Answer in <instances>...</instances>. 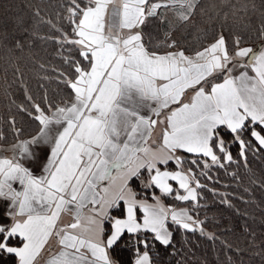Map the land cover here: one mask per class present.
<instances>
[{
  "label": "snow or ice",
  "instance_id": "1",
  "mask_svg": "<svg viewBox=\"0 0 264 264\" xmlns=\"http://www.w3.org/2000/svg\"><path fill=\"white\" fill-rule=\"evenodd\" d=\"M196 7L197 0L61 4L71 31L57 29L61 35L50 39L71 45L68 51L79 57L64 58L72 76L63 82L72 96L65 106L48 104L51 115L33 103L36 114H28L41 125L39 135L13 146L19 148V158H0V264H36L53 236L60 250L47 264H153L155 243L164 248L172 243L169 221L171 227L204 232V221L192 215L201 207L198 189L204 185L198 177L207 176L213 166L223 168L222 160L233 161L221 130L231 133L241 156L252 143L242 138L245 132L264 149V48L240 47L237 38L230 54L225 36L219 34L186 55L175 40L156 45L169 49L165 52L150 47V39L145 41L142 26L149 18L163 22L164 10H176L187 22ZM16 23L27 32L22 19ZM260 34L264 36V23ZM22 46L17 39L15 48ZM238 68L243 71L233 75ZM217 79L220 82H213ZM189 90L193 95L183 102ZM158 123L165 127L162 144L154 150L147 142ZM52 126L59 129L54 138L49 135ZM50 141V153L36 176L20 158L36 159L30 145ZM170 163L177 170L157 167ZM141 169L148 173L146 182L142 179L144 189L154 187L164 197L192 202L191 208L166 206L155 194V203L138 200L128 182L141 178ZM104 181L108 185L101 187ZM118 181V190L112 191ZM121 201L124 218L111 216L109 210L118 209ZM89 204L93 215L85 225L82 210ZM68 212L75 222L57 228L62 213ZM106 222L111 230L105 238ZM125 233L135 237L134 256L128 262L110 254L129 248L128 242L121 244Z\"/></svg>",
  "mask_w": 264,
  "mask_h": 264
},
{
  "label": "trees",
  "instance_id": "2",
  "mask_svg": "<svg viewBox=\"0 0 264 264\" xmlns=\"http://www.w3.org/2000/svg\"><path fill=\"white\" fill-rule=\"evenodd\" d=\"M65 2L0 0L1 146L30 139L39 131L41 125L28 114H36L33 103L40 104L49 115L48 104L64 106L70 102L72 92L63 81L71 78L72 68L64 58L79 57L74 51H68L71 45L61 46L55 39H50L61 35L57 29L71 31L64 19L66 13L61 8ZM37 10L39 16L35 15ZM172 12L169 21L165 19L160 23L159 18H149L142 26L145 41L150 39L149 46L157 51H168L166 47L156 48V45L175 40L178 49L192 55L214 42L219 34L225 36L229 51L234 50L233 41L237 38L241 41L240 47L264 48V36L260 34L261 23H264V0H197V7L187 22L178 18L176 10ZM18 19L24 21L23 28L27 32L17 25ZM17 39L22 42L21 48H15ZM221 134L228 142L233 161L222 160L223 168L213 166L207 170V176L198 177L204 185L198 189L201 207L192 215L204 221V232L171 227L169 221L173 231L172 243L168 248L155 243L150 253L153 264H264V149L249 132H245L242 138L252 143L241 156L239 144L231 143V133L222 129ZM188 166L184 165L185 168ZM160 168L177 170L173 163ZM146 177L145 172V180ZM138 180L134 178L130 182L138 196L151 199L153 194L160 193L154 187L140 188ZM170 183L178 188L174 181ZM160 196L166 206L191 208L192 202L176 201L174 196ZM122 212L120 203L110 215L123 218ZM104 227L108 229L107 236L111 230L110 222ZM125 242L129 243L127 250L110 254L128 262L134 256L135 237L125 233L121 244Z\"/></svg>",
  "mask_w": 264,
  "mask_h": 264
},
{
  "label": "crops",
  "instance_id": "3",
  "mask_svg": "<svg viewBox=\"0 0 264 264\" xmlns=\"http://www.w3.org/2000/svg\"><path fill=\"white\" fill-rule=\"evenodd\" d=\"M110 12H111V9H110ZM240 71H243V69H239V68L238 69H234L233 75H239ZM213 82H220V81H219V79H217V80H215ZM192 95H193V92L191 90L186 92L185 96L183 97V102H189ZM173 107H176V105H173ZM165 111H167V110H165ZM50 115H51V113H50ZM153 118H155V117H153ZM159 119H161V120L164 119V116L162 115ZM157 125L160 126V130L158 131L155 128L153 130V132H152L151 137L148 139V142H147L148 146L151 147L154 150L159 148L161 146V144H162V131H163L164 127H165V125L161 124V123H158ZM40 129H41V126H40ZM40 129L33 137H36V136L39 135ZM58 130L59 129L56 126H52V128L49 130V135L54 138L55 135H56V132ZM32 138L27 139V140H19V141L13 143V144L6 145V146H1L0 145V158H3V157H7V158H10V159H12L14 157L19 158V148L18 147H13V146L14 145H19V143L21 141H28V140H31ZM51 146H52L51 145V141L48 144L40 143V144H37V145H30V150L33 152L34 156L37 157V158L36 159H31V158H28V157L20 158V163H22L25 167H28L33 172L34 175H36V176L41 175L42 165H43V163L45 162L46 158L48 157V155L50 153ZM180 152H182V151H180ZM160 166H164V165H160V164L157 165V167H160ZM145 172L147 173V171L145 169H141V178H139V180H138V185H139L140 188H143L142 179L145 180ZM147 175H148V173H147ZM134 178H132V179H134ZM131 180L128 182V186L133 192H135L133 190V188L131 187V185H130ZM119 183L120 182L118 181L117 184L113 187L112 191L118 190ZM107 185H108V181H104L102 183L101 187H104V186H107ZM13 187H19V185L14 183ZM137 199L138 200H145V198L139 197L138 195H137ZM147 202L148 203H155L154 200L153 201H147ZM120 203L122 204L123 210H124L125 206L123 204V201H121ZM2 205H3V202L0 201V212L3 211V206ZM92 207L93 206L91 204H89L87 207H85L82 210L83 216L85 217V219L82 220V224L86 225L87 224V219L86 218L88 216L93 215V212L91 211ZM111 210L112 209H110L109 212ZM139 213H140V216L142 217L143 213H141V212H139ZM123 218H124V216H123ZM73 222H75V221H74L73 214L71 212L62 213L60 221L58 222L57 228H59V227H61L63 225H67V224L73 223ZM75 231L77 233H79V230H75ZM85 235L88 236V237H91V238H95L94 234H92V233H86ZM105 238H106V236H105ZM59 250H60V247L58 245L57 238L55 236L51 237L50 240H49V243L45 246V248L41 252V255L37 258L36 264H47V261L51 258V256L53 254L57 253Z\"/></svg>",
  "mask_w": 264,
  "mask_h": 264
},
{
  "label": "rangeland",
  "instance_id": "4",
  "mask_svg": "<svg viewBox=\"0 0 264 264\" xmlns=\"http://www.w3.org/2000/svg\"><path fill=\"white\" fill-rule=\"evenodd\" d=\"M173 10H164L162 13H161V16L163 17V21L165 20V19H167L168 21H169V19H172L170 16L172 15V12ZM158 22H162L161 21V19L159 18L158 19ZM207 46V45H206ZM234 51V50H233ZM233 51H229L230 52V54L233 52ZM246 59V58H245ZM65 106V105H64ZM51 113V112H50ZM50 113H49V115H50ZM156 130H160V126L159 125H157L156 127ZM154 128V129H155ZM157 132V131H156ZM179 154V153H178ZM162 171L163 170H165V169H161ZM145 182H146V180H145ZM175 182V181H174ZM170 183V182H169ZM142 187V186H141ZM177 187H178V185H177ZM142 189H144V188H142ZM181 194H183V191H182V193ZM160 195H162L161 193H159L158 195H156V196H160ZM139 197H141V196H139ZM142 198H145V200H147V201H153L154 199L151 197V199L150 198H146V197H143L142 196ZM179 209V208H178Z\"/></svg>",
  "mask_w": 264,
  "mask_h": 264
}]
</instances>
